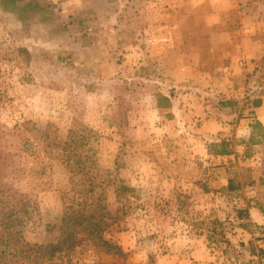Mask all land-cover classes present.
<instances>
[{"label": "rangeland", "instance_id": "obj_1", "mask_svg": "<svg viewBox=\"0 0 264 264\" xmlns=\"http://www.w3.org/2000/svg\"><path fill=\"white\" fill-rule=\"evenodd\" d=\"M195 1L0 0V158L34 206L24 236L55 240L68 206H124L104 236L125 260L81 237L58 264H264L246 221L264 215V125L245 97L264 90V0H230L243 21Z\"/></svg>", "mask_w": 264, "mask_h": 264}, {"label": "trees", "instance_id": "obj_2", "mask_svg": "<svg viewBox=\"0 0 264 264\" xmlns=\"http://www.w3.org/2000/svg\"><path fill=\"white\" fill-rule=\"evenodd\" d=\"M260 94H264V90H259L255 96L247 93L245 97L247 101L251 99L249 103L258 105L259 98L256 95ZM160 98L169 100L166 95H161ZM250 126L258 127L260 122L255 121ZM66 143L69 144V142ZM58 144L61 146L60 143ZM226 144V140L222 139L218 143L219 148L215 149L214 152L216 154H228L230 150L227 149ZM69 153L66 154V159H73L76 164L88 159H83L80 155L71 158ZM4 165H7L6 158L2 157L0 158V264H58L56 258L74 250L83 240L82 238L100 253L123 260L127 258L128 252L123 250L120 244L104 236V233L111 226H117L120 223L124 206L116 207L114 211H111L105 202L96 203L92 208L85 206L77 208L73 205L66 207L58 224L56 222L46 224L49 230L55 227L58 229L57 238L53 241L39 243L27 239L23 234V228L32 219L34 206L25 192L18 190L4 180ZM240 170L243 172L244 168L240 167ZM239 185L232 177L228 179L226 188L231 191L237 189ZM119 188L126 190L127 186L120 184ZM74 264L79 263L74 262ZM92 264L105 263L94 261Z\"/></svg>", "mask_w": 264, "mask_h": 264}, {"label": "crops", "instance_id": "obj_3", "mask_svg": "<svg viewBox=\"0 0 264 264\" xmlns=\"http://www.w3.org/2000/svg\"><path fill=\"white\" fill-rule=\"evenodd\" d=\"M226 1H227L226 2L227 5L225 7L222 6V8L220 6H218L217 4H214L215 8L218 9L216 11L217 13H219V11L222 14H228L227 12H231V13L235 14L236 12H238V10L236 8H233L234 5L232 4V2L230 0H226ZM202 2H204L203 4H205L206 0H198V4L202 3ZM223 3H224V0H223ZM196 4H197V1L191 0V3H188L187 11H189V9H191L192 7L196 6ZM225 8H227V9H225ZM223 9H225L227 11L224 12ZM238 13H239V19L242 20V21L245 20V18H249L248 14L245 13V12L242 13V12L239 11ZM243 15H245V17H242ZM256 97L259 98V104L258 105H253L251 103V111L252 112L250 114H252L253 117H255L260 123H262L264 125L262 117H261L263 115V113H264V94L256 95ZM246 209H247V214L250 217V219L247 218V220H246L248 222L247 225H251L252 227L258 226L259 228L263 227V229H264V215L261 214L259 209L256 208L254 205H247ZM261 225H263V226H261ZM242 233L245 234V235L248 234L250 237L257 235V231H252L251 233H249V232H246L245 230H243ZM257 245H258V247L264 249L263 246H261L259 244H257ZM261 251H263V250H261Z\"/></svg>", "mask_w": 264, "mask_h": 264}]
</instances>
